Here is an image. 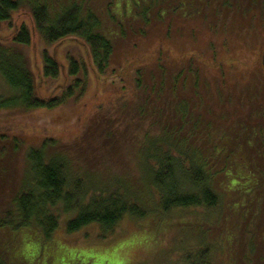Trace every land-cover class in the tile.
Wrapping results in <instances>:
<instances>
[{"label":"trees","instance_id":"obj_1","mask_svg":"<svg viewBox=\"0 0 264 264\" xmlns=\"http://www.w3.org/2000/svg\"><path fill=\"white\" fill-rule=\"evenodd\" d=\"M177 21L190 29L185 35L173 28ZM2 28L9 37L0 39V75L10 92L0 95V110L12 116L0 119V228H37L54 242L44 264H61L69 251L53 236L60 214L68 233L92 223L105 233L125 216L204 212L219 215L206 241L215 245L214 233L230 230V260L264 264V0H0ZM128 39L133 44L115 56L117 41ZM69 40L81 47L73 53L65 46L60 62L53 49ZM34 43L37 67L24 50ZM125 82L132 100L117 99L93 123L101 128L98 141L111 142L103 147L106 160L127 169L142 138L145 184L137 173L123 174L129 182L96 174L89 184L55 138L26 144L17 132V113L27 120L79 101L90 85ZM120 148L126 157L112 158ZM238 190L248 198L234 209ZM201 248L200 261L190 257V264H215ZM38 256L16 257L35 264ZM69 258L77 264L76 255Z\"/></svg>","mask_w":264,"mask_h":264},{"label":"rangeland","instance_id":"obj_2","mask_svg":"<svg viewBox=\"0 0 264 264\" xmlns=\"http://www.w3.org/2000/svg\"><path fill=\"white\" fill-rule=\"evenodd\" d=\"M26 14L24 11L17 14L15 22L17 23L18 18H22ZM187 22L190 23V26L195 27V29L199 27L197 25L200 23L199 20L195 19ZM182 24L183 22L179 21H177L176 25L173 24L175 30L181 31V33L179 32L180 34H184L190 30H187V28L182 29ZM194 32L196 33V31ZM8 37L9 34L2 28L0 31V39L6 41ZM175 39L176 37L173 38L174 43L171 44L172 47L176 49L180 48L177 46ZM132 41L129 39L126 41H117L115 45V56L125 52L127 45L130 43L133 44ZM73 43V41L69 40L60 46L54 47L53 53L60 59V62H62V58L59 52L62 49L64 50L65 46L72 49L73 53H76V50H79L81 47L74 48L76 45H73ZM180 45L183 48V46H186V43ZM189 47L187 46L183 50L186 51ZM24 50L26 55H30L32 65L37 67L39 61L37 44L34 43L32 50L28 48ZM116 63L119 64V58ZM9 92L10 90L0 75V95H5ZM133 96L132 86L126 82L122 84L115 83L113 85L109 83L106 85H101V83L94 86L90 85L87 93L79 101H69L65 105L49 111L32 112L27 116V120H23L26 118L22 116L27 113H17L16 120H18L16 123L20 126L17 132L21 133L23 136L22 140L26 144H39L43 138L48 136L55 138L63 153H66L70 158L73 164V172L82 173L85 181L89 184L94 185L95 181L98 180L96 174H100L104 178L107 176L115 177L117 174L120 175L119 178L123 181L129 182L131 178L123 176V174L129 173L130 175L132 174L131 176L137 173L139 181L142 183L143 180L145 184L147 181H144V178H140L141 171L139 168V164L144 158V149L141 150L144 144V142L141 143L142 138H138L139 141L133 144L134 148H132L133 150L131 152L132 162H130V167L127 169L124 165L122 167L115 162L109 163L106 160V156L108 157V155L106 151L104 152L103 147L106 148L105 145L108 146L110 141L106 143H102L104 141L102 139H100L102 141H98L101 128L95 127V122L93 123V120L98 116L100 111L106 107H114L119 102L117 99L132 100ZM11 114V112L0 110V119L10 117L12 116ZM169 142L170 144L175 143L170 138ZM121 150L120 148L119 151L114 152L116 155L113 153L114 157L112 156V158L120 159L122 157L121 155H123L122 158L124 159L126 154ZM131 167L134 171H132ZM86 173L93 175L88 176ZM109 185L110 189L114 190L116 188L113 183ZM238 195L235 197L234 209L245 198H248V194L241 195L240 191ZM224 203L226 206V200H224ZM203 213H200L199 217L189 212H186V215L182 213L169 214L168 218L165 216H163L165 218L157 217L155 215H150L147 218H130L129 216H125L118 221L111 232L105 233H101V226L96 223L84 226L77 232L68 233L64 227V215L60 214V225L53 232V236L67 244L61 247L62 253L69 251L66 257L65 255L62 256L61 259L63 262L61 264H70L68 261L71 260L69 257L72 255H76V259L78 260L77 264H85L87 262H89L88 264H115L117 261H123L125 264H190L192 261L190 257L194 261L195 259L200 261L197 255L203 249L201 248L202 246L208 248V257L212 259L213 263L224 264L227 262V264H236L235 259L232 261L229 257L231 247L227 246L224 242L226 234L230 230H222L216 232V234L214 233V241L216 244L209 243L208 241L210 239H206L208 240L206 241L205 238L213 231L212 225L219 223V215L209 214L210 216L206 217ZM243 215L242 219L244 217ZM186 221L193 222V226L190 228L184 225L179 226V223H185ZM194 222L196 223L194 224ZM207 225H211L210 228H206ZM160 229L164 230L162 231ZM36 230L37 228L33 226L16 229L0 228V264H23L24 260L32 255L35 250H38L39 254L35 264H44L45 257L54 247V242H51V239H46L40 231ZM7 234L12 237L11 243L6 241ZM235 237L234 235L233 238ZM14 239L19 240L15 242ZM212 245H214L213 248H211ZM234 246L236 249L238 248V244L235 243ZM20 252L24 255V260L22 258L19 260L16 257ZM250 255V249H247L243 253L242 259L245 261L249 260ZM53 264H59V260L58 262L55 260Z\"/></svg>","mask_w":264,"mask_h":264},{"label":"water","instance_id":"obj_3","mask_svg":"<svg viewBox=\"0 0 264 264\" xmlns=\"http://www.w3.org/2000/svg\"><path fill=\"white\" fill-rule=\"evenodd\" d=\"M261 66L264 72V47L262 48V51H261Z\"/></svg>","mask_w":264,"mask_h":264},{"label":"snow or ice","instance_id":"obj_4","mask_svg":"<svg viewBox=\"0 0 264 264\" xmlns=\"http://www.w3.org/2000/svg\"><path fill=\"white\" fill-rule=\"evenodd\" d=\"M115 264H125V262H123V261H117V262H115Z\"/></svg>","mask_w":264,"mask_h":264},{"label":"flooded vegetation","instance_id":"obj_5","mask_svg":"<svg viewBox=\"0 0 264 264\" xmlns=\"http://www.w3.org/2000/svg\"><path fill=\"white\" fill-rule=\"evenodd\" d=\"M260 57H261V55H260ZM262 67V66H261Z\"/></svg>","mask_w":264,"mask_h":264}]
</instances>
